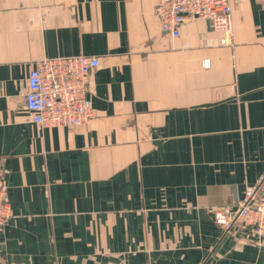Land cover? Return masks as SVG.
Wrapping results in <instances>:
<instances>
[{"label": "crops", "instance_id": "1", "mask_svg": "<svg viewBox=\"0 0 264 264\" xmlns=\"http://www.w3.org/2000/svg\"><path fill=\"white\" fill-rule=\"evenodd\" d=\"M158 0H0V264H264L217 208L264 178V0L231 35L195 19L171 38ZM96 57L87 125L42 128L24 106L45 58Z\"/></svg>", "mask_w": 264, "mask_h": 264}, {"label": "built area", "instance_id": "2", "mask_svg": "<svg viewBox=\"0 0 264 264\" xmlns=\"http://www.w3.org/2000/svg\"><path fill=\"white\" fill-rule=\"evenodd\" d=\"M246 0H158L154 14L162 33L171 38L180 36L187 22L203 19L211 22L214 31L230 36L231 4ZM99 67L96 57L70 56L45 58L35 63L27 79L28 91L24 106L31 122L42 128H72L89 124L95 117L88 98L90 77ZM11 217L0 186V227ZM214 223L225 231L237 221L249 228L253 237L264 244V178L257 186L230 207L213 212Z\"/></svg>", "mask_w": 264, "mask_h": 264}, {"label": "rangeland", "instance_id": "3", "mask_svg": "<svg viewBox=\"0 0 264 264\" xmlns=\"http://www.w3.org/2000/svg\"><path fill=\"white\" fill-rule=\"evenodd\" d=\"M154 9H155V8H154ZM259 181H260V180H259ZM258 183H259V182H258ZM258 183H257V184H258ZM256 186H257V185H256ZM254 187H255V186H254ZM252 188H253V187H252ZM250 189H251V188H250ZM248 190H249V189H248ZM213 220H214V218H213ZM233 225H234V224H233ZM217 226H218V225H217ZM219 227H220V226H219ZM220 228H221V227H220ZM222 229H223V228H222ZM223 230H224V229H223ZM224 231H225V230H224ZM228 231H229V230H228Z\"/></svg>", "mask_w": 264, "mask_h": 264}]
</instances>
